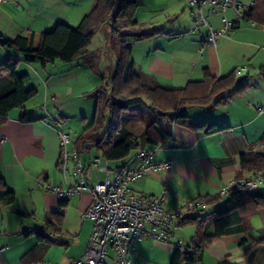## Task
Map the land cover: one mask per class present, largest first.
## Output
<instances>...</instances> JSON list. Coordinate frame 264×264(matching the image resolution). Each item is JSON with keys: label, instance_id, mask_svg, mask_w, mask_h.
Returning <instances> with one entry per match:
<instances>
[{"label": "crops", "instance_id": "1", "mask_svg": "<svg viewBox=\"0 0 264 264\" xmlns=\"http://www.w3.org/2000/svg\"><path fill=\"white\" fill-rule=\"evenodd\" d=\"M38 1L40 0H27L26 8L18 7L21 0H9L0 4V35L9 39L19 35L27 36L33 31H45L59 22L75 26L67 22L64 16L51 19L47 10L50 5ZM146 1L143 0L142 6H146ZM94 6L95 0L92 1L88 13ZM153 6L156 8L148 9L147 12L164 13L163 19L157 20L155 16L139 18L137 9V24L122 31V38L131 46L134 70L142 78L153 79L164 86L180 88L190 81H200L207 75L217 77L245 67L243 72H239L240 77L250 74L248 62L253 58L257 59L259 55L262 64L258 76L260 79L264 78L260 74L264 71V26L256 24L261 29L247 34L245 27L255 23L241 21L230 31L228 37H221L214 46L204 41L207 27L199 26L192 30L193 9L186 0H154ZM204 16L212 28L220 29L221 14L213 15L205 9ZM81 17L82 14L77 13L78 21ZM88 54L92 52L89 50L84 56ZM9 55L0 45V64ZM15 56L19 60L18 68L26 71L28 63L23 60L22 55ZM81 59H74L70 66H79ZM63 81L64 79L50 75L45 79V104H41L42 109L39 110L37 106L36 109L29 107L26 102L25 118L22 117V110L15 108L0 122V135L4 136L0 142V172L6 185L15 192L12 204L0 206V229L2 227L4 232L15 233L13 230L7 231L11 229L7 221L14 216L16 219L33 216L41 223L39 228L25 227L23 232H40L53 240L40 258L54 264H71L74 259L80 258L92 230V221L81 218L90 202L87 191L65 199L38 183L39 179L50 186L62 182L63 177L57 167L58 131L69 132L75 138L79 136L78 132L71 133L63 123L58 122L50 108H58L59 113H64L62 106L66 101L61 96L64 91ZM259 83L249 85L245 92L211 108L191 106L186 109L188 117L193 120L217 123L226 121L230 125L227 130L204 134L175 123L168 124L166 121L156 124L162 139L155 145V161L162 163L171 160L173 166L168 170L159 168L157 174L135 180L131 188L139 194L156 195L161 190L162 181H165L169 189L165 201L167 209L180 207L196 197L205 198L209 202L206 208L195 210L192 215H208L221 207L226 196L220 195V189L247 176V172L241 171V154L264 152V142L260 140L264 134V112L258 113L256 110L257 106L264 110V79ZM121 115L123 120L137 119L141 128L155 121L153 113L139 104L131 106ZM91 121L85 119L82 130ZM101 147L106 150L109 145L103 142ZM81 158L85 165L86 180L93 184L95 180L90 173L92 162L96 158L104 161L101 150L89 148L82 152ZM123 163H128L132 168L139 167L134 151L124 160L107 161L109 167ZM67 178L70 182L74 181L72 176ZM221 199L224 201L219 204ZM60 202L65 204L61 205ZM57 212L62 213L59 224L51 218ZM238 214L244 221L246 230L214 239L204 249L201 264H264V207L248 203L238 210ZM46 221H52L50 227L45 228ZM17 224L21 227L22 223ZM181 226L183 224H179L176 231ZM183 228V231H174L173 237L177 233L176 241L181 240L183 246H186L195 235L196 227L190 224L188 232L186 227ZM207 232L212 233L210 226L207 227ZM18 233L17 231L16 234ZM33 235L35 234L24 235V240L11 235L8 239L12 241L9 248L0 247L4 248L0 255V264H21L22 257L36 244V236L34 238ZM173 237L171 243L152 236H144L135 241L129 255L130 264H171V256L176 248ZM242 237L246 238V242L239 246L238 242ZM245 248H248L246 253ZM105 264H115L114 258Z\"/></svg>", "mask_w": 264, "mask_h": 264}, {"label": "trees", "instance_id": "2", "mask_svg": "<svg viewBox=\"0 0 264 264\" xmlns=\"http://www.w3.org/2000/svg\"><path fill=\"white\" fill-rule=\"evenodd\" d=\"M142 5L143 0H95L93 9L83 16L77 26L72 27L67 23L59 22L52 30L46 32L33 31L27 36L19 35L12 39L0 35L1 47L10 53L6 61L0 64V122H3L9 111L15 108H20L22 117L25 118V103L36 94L35 88L25 87L27 74L17 72L19 60L15 55H22L26 63L40 60L43 65L55 60L69 63L81 57L93 68L94 55H84L88 51L94 32L110 19L112 30L105 35L106 47L108 51L114 53L116 66L108 79L109 89L101 85L89 94V98L95 101V112L90 124L85 126L75 138L77 148L83 151L95 148L101 150L104 160L120 161L128 157L132 151L157 145L162 135L156 124L161 121H166L168 124L175 123L204 134L229 129L230 125L226 121L217 123L190 119L186 109L191 106L211 108L234 95L245 92L250 85L246 80L249 75L240 76L242 80L238 82L239 74L235 69L217 77L207 75L200 81H190L180 88L164 86L153 79L142 78L134 70L131 46L122 38L123 30L137 24L135 12ZM243 20L264 26V0H252ZM260 74L264 75V71ZM138 104L148 108L155 117V121L145 128L139 127L137 119L123 120L121 115L131 106ZM183 106L186 107L185 110H181ZM157 110L172 111L173 114L158 115ZM260 140L264 142V134L261 135ZM86 141L91 145L85 146ZM103 142L109 145L106 150L101 149ZM240 164L242 172L264 178V152L243 153L240 156ZM238 180L224 195L226 196L224 204L211 214L182 218L180 224L195 225L196 233L190 238L189 243L183 246L184 254L179 247L175 248L171 256V264H201L204 249L214 239L246 230L238 210L248 203L264 207V183H260L255 189H250ZM14 200L15 192L6 185L0 172V206L10 205ZM208 202L207 200V204ZM60 204L64 205L65 202ZM51 218L59 224L62 213L57 212ZM51 222L46 221L45 228L50 227ZM208 226L212 228L210 234L207 232ZM30 233L35 234L36 244L22 257L21 264L41 261L40 256L53 241L40 232L26 230L23 235ZM245 242L246 238H240L239 246H243ZM247 251L248 248H245L244 253Z\"/></svg>", "mask_w": 264, "mask_h": 264}, {"label": "built area", "instance_id": "3", "mask_svg": "<svg viewBox=\"0 0 264 264\" xmlns=\"http://www.w3.org/2000/svg\"><path fill=\"white\" fill-rule=\"evenodd\" d=\"M9 0H0V4ZM187 4L194 8L192 12V30L199 26L207 27L204 41L216 45L221 37H227L228 33L239 24L249 4L242 0H186ZM205 9L210 14H221L220 29L215 30L204 16ZM231 12V18L227 16V10ZM245 67L238 68L237 74ZM258 113L264 112L261 107H256ZM59 157L57 167L62 174V182L56 186H50L39 179L38 183L53 194L65 199L87 191L90 195L88 207L82 212L81 218L92 221V230L87 246L80 258L74 259L71 264H105L109 250L113 252L115 264H130L132 244L144 236H152L163 242L171 243L174 231L179 226L182 218L192 215L193 211L204 209L207 206L205 198H193L184 205L175 209L165 207L169 189L165 181L158 194L148 195L136 193L131 184L149 174H157L159 168L170 169L173 166L171 160L157 163L155 152L157 148L142 147L134 151V158L139 161L138 168L123 163L109 167L106 160L96 158L92 162L90 173L95 182L90 184L86 181V170L80 156L83 152L77 148L75 137L69 132L58 131ZM4 139L0 135V142ZM89 141L85 146H89ZM68 167H71L69 172ZM68 173L74 178L70 182ZM236 182V181H235ZM239 183L255 189L264 178L258 175H248L238 180ZM230 185L223 186L219 193L226 195ZM184 254L185 249L182 241L175 242ZM4 248H0V255ZM30 264H54L41 260Z\"/></svg>", "mask_w": 264, "mask_h": 264}, {"label": "rangeland", "instance_id": "4", "mask_svg": "<svg viewBox=\"0 0 264 264\" xmlns=\"http://www.w3.org/2000/svg\"><path fill=\"white\" fill-rule=\"evenodd\" d=\"M20 2V0H18ZM21 0V2L18 4V7L20 8H26V3ZM93 0H40L38 2H45L48 3L50 6H48V12L51 19H55L60 16H64L65 20L69 22L72 25L77 26L83 16L88 13V10L92 4ZM175 2V0H173ZM244 3L249 4L250 0H242ZM154 0H147L146 6H139L138 12H139V18H145V17H156L157 20L163 19L165 17V14H158L155 12L148 13V9H155L156 7L153 6ZM35 7V6H34ZM194 11V8H192ZM227 16L231 17V11L227 10ZM79 12L82 14L81 19L78 21L77 19V13ZM76 13V14H75ZM110 15V14H109ZM155 19V20H156ZM110 19H108L103 25L97 29L93 37L91 39V43L89 44L88 51L90 50L92 52L93 60L95 62V65L90 67L89 63L85 62L83 59H81L80 65L70 66V62H62L60 60H55L53 62H46L44 65L41 63L40 60H35L33 62H29L27 64L26 71L23 69H19L17 72L20 74L26 73V79H25V87L26 88H35L36 94L27 101V104L29 107H34L36 109V106L39 107L40 110L41 104H45L44 99V87H45V79L50 77V75L53 77H57L60 79H64L63 81V89L62 95L65 97V103L64 106H62V109L64 110V113H59L58 108L50 107L53 113L55 114V119L63 123L65 127L70 130L71 133H81L83 124L86 120L91 121L94 116L95 112V101L93 98H89V94H91L97 86L104 85L107 90L109 89V83L108 79L110 77V74L113 73L115 66H116V58L114 56V53L108 51L106 47V33H110L112 30V24L109 22ZM241 23H250L247 20H243ZM71 26V25H70ZM74 27V26H72ZM47 28V27H46ZM54 28L48 27V29H45L46 31H50ZM247 34L250 32L259 31L258 29H261L260 26L254 25V24H248L247 27ZM131 29V28H130ZM230 33V32H229ZM228 33V36H229ZM258 35L260 33H257ZM227 36V37H228ZM133 41V39H132ZM260 55L258 58H253L250 62H248L249 67V77L246 79L250 85L260 84L259 81H262V79L258 76V70L260 69ZM22 67V66H20ZM74 69V70H73ZM240 72H243L241 70ZM246 75V74H243ZM262 83V82H261ZM262 88H264V84H262ZM66 92V93H65ZM264 93V92H262ZM60 108V106H59ZM37 110H35L36 112ZM62 111V110H61ZM128 111V110H127ZM187 111V110H186ZM126 112V111H125ZM43 115V114H42ZM41 115V116H42ZM44 116V115H43ZM49 118V117H47ZM49 120H52L50 117ZM82 157V154L80 158ZM82 160V158H81ZM68 170L70 172L71 167H68ZM251 175V173H247V176ZM68 176L70 174L68 173ZM87 176V175H86ZM88 182V180H86ZM224 196V195H221ZM224 201V199H221V204ZM8 226H10V230H13V232H4L3 228L1 227L0 231L2 232V235L0 236V244H3L0 247H6L10 246V243L12 244V241H8L9 237L13 235L14 237H17V239L24 240L25 237L22 234L25 227L29 228H35L38 229L39 223L36 218L33 216H25L24 218H18L16 219V216L12 218V220L7 221ZM17 223H22L21 227ZM19 226V227H18ZM183 227H186V232L189 229L190 225H183L181 226L176 232L183 231ZM181 229V230H180ZM19 232L16 234V232ZM10 234V235H9ZM35 238V235H33ZM174 242L178 239L177 233L174 235ZM61 241V239L59 240ZM257 243V241L255 242ZM65 245V244H64ZM133 245V244H132ZM241 257V256H240ZM113 258V252L110 249L109 254L107 256V262L110 263ZM240 259V258H236ZM235 260V259H234ZM237 263V262H236ZM234 263V264H236ZM238 264V263H237Z\"/></svg>", "mask_w": 264, "mask_h": 264}, {"label": "water", "instance_id": "5", "mask_svg": "<svg viewBox=\"0 0 264 264\" xmlns=\"http://www.w3.org/2000/svg\"><path fill=\"white\" fill-rule=\"evenodd\" d=\"M241 80H242V78L239 77L237 81L240 82ZM185 108H186V107L183 106V107H181V110H185ZM156 113H157L158 115H167V114H168V115H171V114H173L172 111H170V112H161V111H159V110H157Z\"/></svg>", "mask_w": 264, "mask_h": 264}]
</instances>
